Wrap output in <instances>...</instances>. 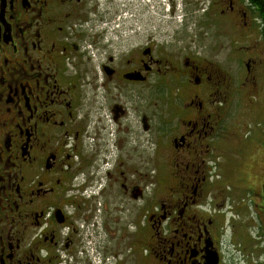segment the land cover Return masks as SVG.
<instances>
[{"label":"flooded vegetation","instance_id":"1","mask_svg":"<svg viewBox=\"0 0 264 264\" xmlns=\"http://www.w3.org/2000/svg\"><path fill=\"white\" fill-rule=\"evenodd\" d=\"M177 5L185 22L195 8L207 25L237 26L228 60L241 76L163 51L148 25ZM261 9L0 0V264H225L236 220L217 199L238 192L235 212L242 191L264 222V174L245 186L241 166L244 148L264 154ZM237 104L260 107L258 120L235 125ZM233 153L237 182L219 183Z\"/></svg>","mask_w":264,"mask_h":264},{"label":"rangeland","instance_id":"2","mask_svg":"<svg viewBox=\"0 0 264 264\" xmlns=\"http://www.w3.org/2000/svg\"><path fill=\"white\" fill-rule=\"evenodd\" d=\"M188 10L187 23L183 16L184 6L177 5L174 9L171 6H164L162 17L156 13L154 23L147 24L154 27L155 34L159 36L162 45L165 46L163 51L173 56L177 51L185 48L192 53H198L201 58L210 59L221 64L228 73L233 74L236 72L237 76H241L242 70L238 68L239 63L228 60L231 57V49L235 48L234 43L238 42L239 30L237 26L224 21L221 22L223 25H207L203 22L201 11H194L195 8H188ZM257 45L256 51H259V54L262 53L264 56V52L260 50L259 41ZM244 47H246V44H238L236 50L242 53ZM233 114L235 125L239 121H257L260 116V107H249L248 104L245 106L238 105ZM232 150L235 149L232 148ZM250 151L251 148L248 147L241 150V154L246 157L241 164L244 169V176L247 179L245 186L256 183L260 175L263 176L264 174V163H262L264 154L261 151L249 153ZM217 153H219V149L215 150V154ZM235 156H238V154L233 153L225 156L227 161H225L226 164H224L222 169L226 177L221 180L217 179L219 183L227 181L237 182L238 175L233 173L234 169L237 170L234 161ZM230 167L233 169L230 170ZM245 168L249 169L246 171ZM216 172L217 170L212 169V175ZM237 172L241 171L238 169ZM237 193L234 192V195H231L223 202L220 197L216 201L217 204L223 205L224 212H231L226 215V220H232L233 218L236 220L234 221V228H230L229 222L226 221L227 224L222 237L225 264H264V222L261 223L260 217L256 216L255 211H252L251 197L242 191L239 192L241 198L239 199L242 200V205L245 207L234 212L239 207ZM232 216L233 218H231Z\"/></svg>","mask_w":264,"mask_h":264},{"label":"trees","instance_id":"3","mask_svg":"<svg viewBox=\"0 0 264 264\" xmlns=\"http://www.w3.org/2000/svg\"><path fill=\"white\" fill-rule=\"evenodd\" d=\"M250 1H251V3L260 5L262 7L261 14H262V16L264 18V0H250ZM263 21H264V19H263Z\"/></svg>","mask_w":264,"mask_h":264}]
</instances>
